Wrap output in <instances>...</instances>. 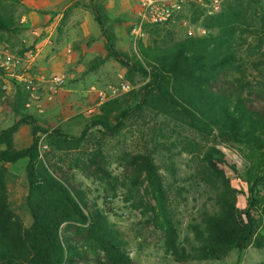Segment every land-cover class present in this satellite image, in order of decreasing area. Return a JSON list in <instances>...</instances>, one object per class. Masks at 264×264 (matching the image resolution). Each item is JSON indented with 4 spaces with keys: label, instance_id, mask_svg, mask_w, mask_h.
<instances>
[{
    "label": "rangeland",
    "instance_id": "1",
    "mask_svg": "<svg viewBox=\"0 0 264 264\" xmlns=\"http://www.w3.org/2000/svg\"><path fill=\"white\" fill-rule=\"evenodd\" d=\"M212 1L183 0L174 18L163 23L161 33H170L168 40L202 34L204 16L219 12L225 4L248 0H217V9L212 8ZM92 3L102 7L109 18L118 49H136L139 41L147 42L157 36L150 34L153 31L150 26L142 27L141 35L131 34L137 0H0V11L11 13L20 25L16 33L0 34V52L8 47L11 53L22 57L21 66L12 75L2 72L3 77L0 76V82L8 85L6 98L0 100V129L15 120L11 105L16 86L21 85L15 75L20 73L34 78L43 105L41 113L25 106L21 111L33 114L49 130L59 128L70 137L78 136L93 115L100 113L101 104L117 99L113 117L123 109L130 110L116 133L108 134L100 126H91L78 144L60 147L49 144L43 133L40 154L43 158L47 154L46 158L56 166L57 175L67 177L85 196L88 205L96 204L103 209L132 264H264V205L259 209L257 231L245 249L230 250L221 258L193 256L186 261H177L165 251L161 228L149 222L141 209L132 206L140 196L144 201L150 199L144 191L145 183H141L143 175L135 171L130 159L147 153L162 178L172 218L177 222L178 243L186 251L192 245L197 246L193 227H202V212L216 207L215 191L203 175V152L210 141L202 139L179 118L135 108L138 90L145 80L108 55L106 40L92 17ZM258 11L261 14L262 8ZM262 24L255 19L252 25L258 29ZM255 38L246 33L240 39L239 51L246 62L243 92L264 95V38ZM31 49L35 52L33 58L27 56ZM56 76L62 83L51 94V80ZM216 144L228 158L240 164L241 170L245 168L246 158L238 146L222 141ZM95 154L99 167L91 162ZM13 165L5 179L7 196L11 195L8 203L28 227L32 217L26 205L25 167L22 175V167ZM227 174L236 189L237 207L246 208L249 194L243 171ZM128 187L133 190L132 197ZM135 189H139L140 196ZM84 228L72 221L60 226L61 235L69 237L76 246L74 264H111L103 250L89 247Z\"/></svg>",
    "mask_w": 264,
    "mask_h": 264
},
{
    "label": "trees",
    "instance_id": "2",
    "mask_svg": "<svg viewBox=\"0 0 264 264\" xmlns=\"http://www.w3.org/2000/svg\"><path fill=\"white\" fill-rule=\"evenodd\" d=\"M258 8H262L261 14ZM90 9L106 40L108 55L145 80L138 90L135 108L179 118L202 139L210 141L203 152V175L215 191L216 207L202 212V227H193L197 246L186 251L178 243L177 222L172 218L162 178L147 153L130 159L135 171L143 175L141 183H145L144 191L150 199L144 201L139 189H135L140 197L132 206L141 209L149 222L161 228L165 251L177 261L193 256L221 258L230 250L242 251L257 231L259 209L264 205V95L243 92L246 62L239 48L246 33L257 40L264 38V0L225 4L219 12L203 17L202 34L168 40L170 33H161L163 24H145L143 27H153L150 34L157 36L147 42L139 41L136 49L131 50L117 48L108 25L110 20L102 7L92 3ZM255 19L263 23L258 29L252 25ZM19 30L20 25L11 13L0 11V34ZM27 99L22 85L16 86L11 105L15 120L0 129V144H4L0 148V264H74L76 246L60 233L61 224L71 221L85 227L89 247L103 250L111 264H132L103 209L88 205L67 177L57 175L47 154L44 158L40 154L41 134L46 133L47 142L54 146L76 145L91 126H100L108 134L116 133L130 109L113 117L117 99L104 102L100 113L93 115L79 135L70 137L59 128L49 130L33 114L21 111ZM22 123L30 124L31 141L18 149L13 146L12 135ZM216 141L238 146L246 158L245 168L241 170L236 160L228 158ZM97 156L93 155L91 162L99 167ZM22 158L26 159V205L32 217L28 227L8 203L5 180L10 167ZM240 171L245 175L249 194L244 209L237 207L236 189L227 174ZM127 190L132 197L133 190Z\"/></svg>",
    "mask_w": 264,
    "mask_h": 264
},
{
    "label": "built area",
    "instance_id": "3",
    "mask_svg": "<svg viewBox=\"0 0 264 264\" xmlns=\"http://www.w3.org/2000/svg\"><path fill=\"white\" fill-rule=\"evenodd\" d=\"M183 0H137V7L135 9V22L131 29V34L138 36L142 34V27L145 24H163L174 18L182 7ZM212 8L217 9V0L212 1ZM29 58L35 56L34 51L27 53ZM22 57L13 54L8 47H3L0 52V70L5 74L12 75V72L21 66ZM17 83L21 84L23 89L28 94V99L24 103L26 109H34L38 113L43 111L41 103V96L35 86L34 78L32 76H25L20 73L15 75ZM62 83L60 77H53L51 80V94L58 91ZM127 86V85H124ZM8 93V85L0 82V100H4ZM49 94V97L51 96Z\"/></svg>",
    "mask_w": 264,
    "mask_h": 264
},
{
    "label": "crops",
    "instance_id": "4",
    "mask_svg": "<svg viewBox=\"0 0 264 264\" xmlns=\"http://www.w3.org/2000/svg\"><path fill=\"white\" fill-rule=\"evenodd\" d=\"M30 141H31V126L28 123H22L12 135L13 146L19 149V148L27 146L30 143ZM1 148H4V147H1ZM25 164H26V159L22 158L16 161L13 166L22 167V175H24ZM8 200L11 201L10 193L8 194Z\"/></svg>",
    "mask_w": 264,
    "mask_h": 264
}]
</instances>
